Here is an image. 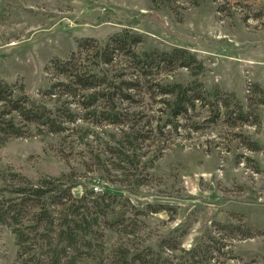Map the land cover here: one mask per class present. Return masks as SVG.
Listing matches in <instances>:
<instances>
[{
  "label": "rangeland",
  "instance_id": "rangeland-1",
  "mask_svg": "<svg viewBox=\"0 0 264 264\" xmlns=\"http://www.w3.org/2000/svg\"><path fill=\"white\" fill-rule=\"evenodd\" d=\"M121 27L142 34L141 48L183 46L203 63L201 70L175 66L153 73L148 84L153 78L183 84L197 79L208 91L219 89L220 101L230 98L254 113L232 121L223 105L215 115L211 104L197 103L174 128L163 125L158 97L137 93L130 105L137 115L123 128L139 129L143 136L133 146L142 156L138 165L123 167L106 147L120 138L121 125L78 118L50 133L18 121L20 134L0 133V185L12 186V172L30 179L65 174L76 181L74 196L97 186L127 195L138 208L149 202L168 206L132 214L134 231L127 236L105 229L102 264H112L108 253L121 242L157 248L165 237L179 240L175 250H160L174 264H264V0H0V78L46 99L40 91L57 77L52 57L68 55L77 37L100 43ZM89 52L81 49L79 61H87ZM219 222L236 229L218 228ZM208 233L223 244L198 263L188 250ZM15 259L13 234L0 224V264Z\"/></svg>",
  "mask_w": 264,
  "mask_h": 264
},
{
  "label": "trees",
  "instance_id": "trees-1",
  "mask_svg": "<svg viewBox=\"0 0 264 264\" xmlns=\"http://www.w3.org/2000/svg\"><path fill=\"white\" fill-rule=\"evenodd\" d=\"M142 41V34L131 27L109 32L100 43L91 36L77 37L74 50L49 61L57 77L40 91L46 99L30 97L21 85L15 89L12 83L0 78V133L20 134L22 125L18 121L39 125L50 133H60L67 122L74 123L78 118H88L93 125H121L120 138H116L115 144H107V150L117 156L118 167L124 163L136 166L142 154L133 144L143 135L139 129L127 131L123 125L128 127L137 115L130 107L138 99L137 93L141 92L142 98L158 97L165 113L163 125L174 128L181 117H190L197 103L211 104L215 115H219L223 105L224 113L232 121H246L254 113L251 109L244 110L238 102L231 104L230 98L220 101L219 89L208 91L197 79L183 84L153 78L154 82L148 84L153 73L175 66H194L196 70L204 66L196 53L186 47L141 48ZM81 49H90V58L85 62L79 61ZM253 121L258 122L255 114ZM248 146L257 148L254 142ZM12 176L15 179L10 188L0 185V224L9 229L16 244L12 264H102L105 229L127 236L134 231L129 228L134 225L132 214L146 215L168 207L149 202L138 208L127 195L99 191L94 186H87L74 196L71 188L76 181L65 174L30 179L12 172ZM216 224L221 229H236L233 223ZM218 242L215 235L208 233L205 240L188 250L189 257L198 263L208 260V255L222 246ZM178 245V239L166 237L157 243V248L130 247L121 242L108 255L112 256V264H174L160 250H175Z\"/></svg>",
  "mask_w": 264,
  "mask_h": 264
},
{
  "label": "built area",
  "instance_id": "built-area-1",
  "mask_svg": "<svg viewBox=\"0 0 264 264\" xmlns=\"http://www.w3.org/2000/svg\"><path fill=\"white\" fill-rule=\"evenodd\" d=\"M94 188H96V189H97V186H94Z\"/></svg>",
  "mask_w": 264,
  "mask_h": 264
}]
</instances>
